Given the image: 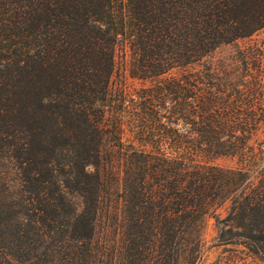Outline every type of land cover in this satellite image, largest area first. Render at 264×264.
Returning <instances> with one entry per match:
<instances>
[{
    "label": "trees",
    "instance_id": "trees-1",
    "mask_svg": "<svg viewBox=\"0 0 264 264\" xmlns=\"http://www.w3.org/2000/svg\"><path fill=\"white\" fill-rule=\"evenodd\" d=\"M263 28L264 0H0V264H199L209 216L264 260Z\"/></svg>",
    "mask_w": 264,
    "mask_h": 264
},
{
    "label": "rangeland",
    "instance_id": "rangeland-1",
    "mask_svg": "<svg viewBox=\"0 0 264 264\" xmlns=\"http://www.w3.org/2000/svg\"><path fill=\"white\" fill-rule=\"evenodd\" d=\"M264 41V28L251 37L239 39V45H245L249 43H259ZM231 49V46H224L218 49L217 54L227 52ZM127 73V72H126ZM122 74L124 71L122 70ZM114 78V77H113ZM114 81V80H113ZM124 82L131 87L136 88L141 86L138 80L131 79L125 76ZM210 163L216 164L221 167H228L234 164V161L230 157L218 156L210 158ZM219 212L224 215L225 207L219 209ZM218 228L216 226L213 217L209 216L206 219V226L203 234V252L202 258L199 264H264V260L252 254L242 244H220L218 240ZM96 246L93 250L96 254H123L129 247V240L127 237L121 236H97L94 238ZM56 254V256H60ZM98 264V263H97Z\"/></svg>",
    "mask_w": 264,
    "mask_h": 264
}]
</instances>
